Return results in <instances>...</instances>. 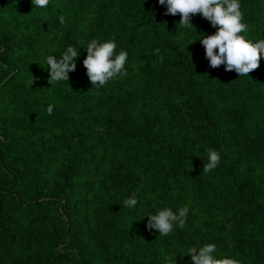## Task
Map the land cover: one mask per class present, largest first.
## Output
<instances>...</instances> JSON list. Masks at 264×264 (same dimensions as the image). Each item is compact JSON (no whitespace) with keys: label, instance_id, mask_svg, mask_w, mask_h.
Segmentation results:
<instances>
[{"label":"trees","instance_id":"16d2710c","mask_svg":"<svg viewBox=\"0 0 264 264\" xmlns=\"http://www.w3.org/2000/svg\"><path fill=\"white\" fill-rule=\"evenodd\" d=\"M239 2L242 35L264 39V0ZM165 13L158 0H0V264H194L188 249L209 243L264 264V56L249 76L212 68L199 38L217 28ZM92 39L127 51L126 76L92 85ZM68 46L76 69L50 85L46 58ZM208 150L221 160L203 173ZM185 204L183 229H147Z\"/></svg>","mask_w":264,"mask_h":264},{"label":"clouds","instance_id":"9594fccd","mask_svg":"<svg viewBox=\"0 0 264 264\" xmlns=\"http://www.w3.org/2000/svg\"><path fill=\"white\" fill-rule=\"evenodd\" d=\"M50 0H32L35 7H47ZM160 5H166V15H180L179 24L185 28L194 27L192 17L196 14L202 15L210 24L217 28L213 34H203L199 40L204 46L205 56L212 68L225 66V71H235L239 77L249 76L260 66V59L264 56V39L253 42L242 33L248 31V26L243 22L239 0H158ZM61 24L65 22L63 15L59 17ZM197 40V39H196ZM193 40L191 43H194ZM116 43L114 40L99 41L92 39L86 45L87 55L83 60V65L87 70V75L93 86H104L109 80L126 76L125 68L128 53L121 50L116 53ZM158 55L160 49H155ZM80 53L76 47L68 46L62 55L57 59L54 55L46 58L47 70L49 73L48 83L69 81V72L76 69V60ZM163 62V57H160ZM33 83V81H32ZM53 106L49 105L47 112L53 113ZM221 160V156L216 150H208L207 163L203 165V173L215 170ZM138 203L132 196L123 201V206L133 208ZM189 213V206L173 211L172 208L165 207L154 215H149L147 229H155L160 236L172 233L174 226L183 229L185 227ZM217 246L214 243L205 244L202 247H190L186 254H191L194 264H239L233 258H217L214 253ZM175 261V257H173ZM176 264V262H175Z\"/></svg>","mask_w":264,"mask_h":264}]
</instances>
